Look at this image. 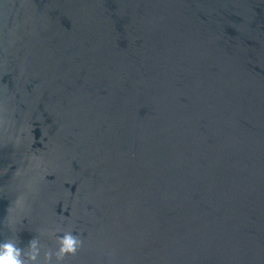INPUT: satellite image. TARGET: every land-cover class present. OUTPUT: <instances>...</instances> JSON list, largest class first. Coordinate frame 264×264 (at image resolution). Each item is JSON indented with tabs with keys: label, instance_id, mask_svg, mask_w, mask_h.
I'll return each instance as SVG.
<instances>
[{
	"label": "water",
	"instance_id": "95a60500",
	"mask_svg": "<svg viewBox=\"0 0 264 264\" xmlns=\"http://www.w3.org/2000/svg\"><path fill=\"white\" fill-rule=\"evenodd\" d=\"M67 231L59 264H264V0H0V242Z\"/></svg>",
	"mask_w": 264,
	"mask_h": 264
},
{
	"label": "clouds",
	"instance_id": "9594fccd",
	"mask_svg": "<svg viewBox=\"0 0 264 264\" xmlns=\"http://www.w3.org/2000/svg\"><path fill=\"white\" fill-rule=\"evenodd\" d=\"M57 242L58 248L53 251L33 237L25 251L16 240L7 238L0 242V264H59L65 255L75 254L81 245V240L71 231L57 236Z\"/></svg>",
	"mask_w": 264,
	"mask_h": 264
}]
</instances>
